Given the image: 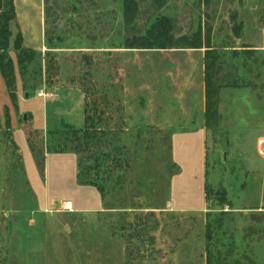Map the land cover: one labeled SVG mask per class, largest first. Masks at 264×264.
<instances>
[{
  "label": "rangeland",
  "instance_id": "1",
  "mask_svg": "<svg viewBox=\"0 0 264 264\" xmlns=\"http://www.w3.org/2000/svg\"><path fill=\"white\" fill-rule=\"evenodd\" d=\"M25 1L42 22L26 32L24 47L36 55L24 67L13 28L5 54L15 65V98L0 72V264H174L164 262V231L185 223L161 211L172 182L205 183L207 199L222 202L259 165L264 0H135L139 11L130 25L124 0ZM161 16L173 22L169 48L126 47ZM208 35L222 68L216 128L206 119ZM192 39L201 47H187ZM86 108L96 128L86 124ZM65 129H88L101 137L102 151L126 166L119 169L121 184L114 179L106 197L99 192L107 208L101 216L75 190L84 184L73 144L54 151ZM111 171L115 176L118 169ZM106 174L102 168L96 177ZM52 196L81 205L50 206ZM249 214L263 220L224 224L236 243L230 260L248 264L245 255L264 264V211ZM194 227L205 229L199 221Z\"/></svg>",
  "mask_w": 264,
  "mask_h": 264
},
{
  "label": "trees",
  "instance_id": "2",
  "mask_svg": "<svg viewBox=\"0 0 264 264\" xmlns=\"http://www.w3.org/2000/svg\"><path fill=\"white\" fill-rule=\"evenodd\" d=\"M126 9L127 24H133L138 14V4L135 0H124ZM164 2V0H163ZM16 19L15 0H0V72L5 80L8 89L11 91L13 98H15L14 90L16 83L15 65L14 61L7 57L5 52L11 46L12 30L11 23ZM173 29V22L170 18L161 16L158 17L153 26L147 30L146 35L133 37L126 40V47L128 48H142V49H165L173 44V36L171 31ZM171 39V43L168 41ZM207 50L205 54V81H206V119L210 127L216 128L220 123L221 113L220 105V90L222 85L218 83L219 72L221 71V57L219 52L214 50L210 44V36L206 37ZM189 48L201 47L200 44L192 39L187 42ZM171 44V45H172ZM13 47L17 51L18 63L24 67L25 64L32 61L36 55V51L27 49L23 45V36L18 32L13 42ZM86 124L91 128H96V123L91 121L86 108ZM51 135H56L51 133ZM60 143L58 147H54V151L64 152L68 150L69 142L73 144L74 151L79 155V179L84 185H91L95 187L103 197L108 194L107 185L116 179L118 184H121L122 178L121 159L110 152H104L98 147L101 137L96 140L94 134L86 129L83 134L77 131H70L68 129L59 132ZM94 149L92 156L83 155V149ZM117 146L115 150H117ZM121 151V150H120ZM107 160L103 165L104 160ZM111 159V160H110ZM111 164H114L111 166ZM116 164V165H115ZM103 168L107 172L105 178L96 177V175ZM111 169H118L115 176ZM90 173L93 175H90ZM114 183V182H113ZM116 183V184H117ZM226 195L222 201H225ZM229 213L221 211L220 213L209 212L207 214L206 224V241H207V263L208 264H247L241 259L230 260V256L235 252L236 243L233 241L232 235L223 231L224 224L228 221ZM221 232V233H220ZM219 234L221 236H219ZM227 237L229 240L225 243L223 238ZM232 239V240H231ZM247 261L252 264L249 258L242 255Z\"/></svg>",
  "mask_w": 264,
  "mask_h": 264
},
{
  "label": "crops",
  "instance_id": "3",
  "mask_svg": "<svg viewBox=\"0 0 264 264\" xmlns=\"http://www.w3.org/2000/svg\"><path fill=\"white\" fill-rule=\"evenodd\" d=\"M15 6L16 19L11 23L12 37L14 36L13 28L17 26L18 32L22 33L24 45L26 32L31 34L33 31H38L40 22L42 21L34 16V7L30 5V2L25 0H15ZM18 7H21L24 11L21 18L19 17ZM15 37H13V42ZM262 144L263 142L257 144V158L259 165L253 164L247 169L244 182L238 189L237 194H234L235 188L228 189L225 201L219 202V199H207L205 183L194 184L192 179L189 181L185 179V182H181L177 179L176 182H172L168 197L165 200L161 211L164 215L179 216V219L185 224L182 226L181 224H179V226L177 225V227L174 228V231H171L169 234L164 231V262H168L170 258H172L174 264H208L205 233L207 214L209 212H228L229 222L234 220L245 223L249 221L257 222L263 220V217L260 215L256 217L249 214V212L264 211V151L262 150ZM203 171H205V169H202V172ZM75 188V190L82 194L84 199L92 200V207L94 209L96 208V210L99 211L98 215L101 216L106 207L99 191L93 186L86 185H76ZM64 202L76 206L81 205L78 204L79 202L75 199H67L62 196H52L47 203L50 206H63ZM78 210L91 212V209L86 206L82 209L79 207ZM117 215L119 216L118 221H123L121 220L123 216H125L123 212ZM198 221L203 223L205 228L203 231H198L196 228L197 226L194 227V224L197 225ZM188 226L189 229H187ZM248 226L249 225H244L243 227L247 228ZM181 227L184 228V231L180 230ZM156 236L160 237L161 232L156 233Z\"/></svg>",
  "mask_w": 264,
  "mask_h": 264
},
{
  "label": "water",
  "instance_id": "4",
  "mask_svg": "<svg viewBox=\"0 0 264 264\" xmlns=\"http://www.w3.org/2000/svg\"><path fill=\"white\" fill-rule=\"evenodd\" d=\"M249 4L251 2V0H248ZM28 96V93L26 94ZM262 150L264 151V143L262 144Z\"/></svg>",
  "mask_w": 264,
  "mask_h": 264
},
{
  "label": "built area",
  "instance_id": "5",
  "mask_svg": "<svg viewBox=\"0 0 264 264\" xmlns=\"http://www.w3.org/2000/svg\"><path fill=\"white\" fill-rule=\"evenodd\" d=\"M44 94H46L45 91H44V89H41V93H40V95H44ZM263 143H264V142H263Z\"/></svg>",
  "mask_w": 264,
  "mask_h": 264
},
{
  "label": "bare ground",
  "instance_id": "6",
  "mask_svg": "<svg viewBox=\"0 0 264 264\" xmlns=\"http://www.w3.org/2000/svg\"><path fill=\"white\" fill-rule=\"evenodd\" d=\"M68 204V203H67ZM70 204V203H69Z\"/></svg>",
  "mask_w": 264,
  "mask_h": 264
}]
</instances>
